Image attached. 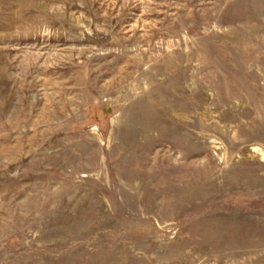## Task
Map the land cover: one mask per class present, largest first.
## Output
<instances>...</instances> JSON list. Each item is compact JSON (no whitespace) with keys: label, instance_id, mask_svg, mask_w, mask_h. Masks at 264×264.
I'll return each mask as SVG.
<instances>
[{"label":"rangeland","instance_id":"1","mask_svg":"<svg viewBox=\"0 0 264 264\" xmlns=\"http://www.w3.org/2000/svg\"><path fill=\"white\" fill-rule=\"evenodd\" d=\"M0 264H264V0H0Z\"/></svg>","mask_w":264,"mask_h":264}]
</instances>
